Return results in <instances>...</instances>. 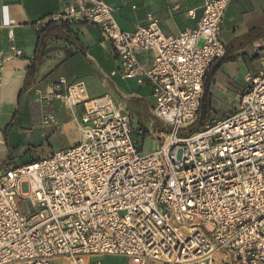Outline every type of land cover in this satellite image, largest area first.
Here are the masks:
<instances>
[{
    "label": "built area",
    "instance_id": "built-area-1",
    "mask_svg": "<svg viewBox=\"0 0 264 264\" xmlns=\"http://www.w3.org/2000/svg\"><path fill=\"white\" fill-rule=\"evenodd\" d=\"M229 1L203 0L195 27L177 35L151 14L123 30L104 0H71L53 18L95 25L122 77L151 86V121L164 129L135 126L110 97L59 77L40 99L61 102L71 120L81 105L82 139L0 171V264H102L94 258L104 255L126 264H264V40L249 46L259 67L244 75L229 111L185 131L208 68L225 53L219 23ZM149 50L145 67L135 53ZM153 136L157 146L144 153Z\"/></svg>",
    "mask_w": 264,
    "mask_h": 264
},
{
    "label": "crops",
    "instance_id": "crops-1",
    "mask_svg": "<svg viewBox=\"0 0 264 264\" xmlns=\"http://www.w3.org/2000/svg\"><path fill=\"white\" fill-rule=\"evenodd\" d=\"M104 1L115 9L114 18L121 29L133 31L144 25L151 14L158 19L161 31L168 35L195 27L203 3V0ZM69 2L71 0H0V171L45 158L82 139L81 105L72 109L76 119L71 120L61 102L40 99L59 77L68 82L82 79L88 96H108L130 114L135 126L152 125L153 130L159 131L157 123L151 121L154 101L149 83L139 84L134 78L122 77L110 42L103 39L95 25L79 18L69 19L67 28L81 49L62 38H49L42 47L44 54L34 83L23 89L27 68L36 54L39 32ZM262 28L264 0L228 2L219 30L229 53L215 72L207 116L227 113L228 104L245 85L244 75L258 69L259 62L249 46L264 38L242 47L237 44L250 30ZM11 46L21 54L8 52ZM135 56L145 67L153 61L151 50L137 51Z\"/></svg>",
    "mask_w": 264,
    "mask_h": 264
},
{
    "label": "trees",
    "instance_id": "trees-1",
    "mask_svg": "<svg viewBox=\"0 0 264 264\" xmlns=\"http://www.w3.org/2000/svg\"><path fill=\"white\" fill-rule=\"evenodd\" d=\"M67 21L68 20H62V19L50 20L47 22L44 28L39 32L38 43L36 46V54L27 68L23 89H26L27 87H29L34 83L40 65L41 57L44 54L42 47L45 46V42L49 38L51 37L62 38L65 41L76 45L78 49H81L78 41L69 34V30L67 28L68 27ZM260 38H264V28L250 30L247 34H245L241 38L242 41L237 44V47L245 46L251 41ZM228 53L229 51H227V47H226L224 55L221 58H219L217 61H215L213 64H211L210 67L208 68L206 75L204 77L203 94L200 101V107L198 110L197 119L191 125H189L185 131L192 133L202 128L204 121L206 120L208 115V109L210 108V100H211L210 88L212 83L214 82L215 72L219 68L220 63L226 59Z\"/></svg>",
    "mask_w": 264,
    "mask_h": 264
},
{
    "label": "rangeland",
    "instance_id": "rangeland-1",
    "mask_svg": "<svg viewBox=\"0 0 264 264\" xmlns=\"http://www.w3.org/2000/svg\"><path fill=\"white\" fill-rule=\"evenodd\" d=\"M228 106L231 108L232 107V103L228 104ZM155 123H157L156 125H158V128H157L158 130H163L164 129L161 126V124H159L158 122H155ZM153 138L154 139H152V138H146L145 139L144 146H143L144 153H147V152L151 151L152 148L157 146V139H156L157 137L153 136ZM96 259L100 260L102 262V264H126V258L122 257V256H117V255H104V256H101L99 258H94V260H96Z\"/></svg>",
    "mask_w": 264,
    "mask_h": 264
}]
</instances>
